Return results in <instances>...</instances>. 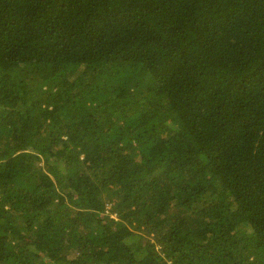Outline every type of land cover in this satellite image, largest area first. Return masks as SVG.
Here are the masks:
<instances>
[{"label": "trees", "instance_id": "1", "mask_svg": "<svg viewBox=\"0 0 264 264\" xmlns=\"http://www.w3.org/2000/svg\"><path fill=\"white\" fill-rule=\"evenodd\" d=\"M0 264H264V0H0Z\"/></svg>", "mask_w": 264, "mask_h": 264}, {"label": "built area", "instance_id": "2", "mask_svg": "<svg viewBox=\"0 0 264 264\" xmlns=\"http://www.w3.org/2000/svg\"><path fill=\"white\" fill-rule=\"evenodd\" d=\"M113 217H115V216H113Z\"/></svg>", "mask_w": 264, "mask_h": 264}]
</instances>
